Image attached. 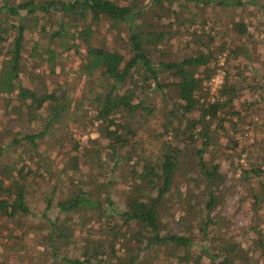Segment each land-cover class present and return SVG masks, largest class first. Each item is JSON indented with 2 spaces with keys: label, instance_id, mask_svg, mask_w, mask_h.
<instances>
[{
  "label": "trees",
  "instance_id": "1",
  "mask_svg": "<svg viewBox=\"0 0 264 264\" xmlns=\"http://www.w3.org/2000/svg\"><path fill=\"white\" fill-rule=\"evenodd\" d=\"M154 1L157 7L163 8V0ZM175 2L177 8L172 9L170 15L182 24L180 14L191 13L193 8L198 14L210 3L218 4L220 8L244 5L241 0H167L170 7ZM146 7L136 0L127 3L115 0H0V96H7L2 112L6 118L23 124V129L7 130L9 141L0 147V175L7 180V183L0 180L3 193L0 214L14 225L21 224L25 228L24 223L31 214L29 189L33 178L40 176L32 172L26 160L34 161L39 154V142L50 144L60 128L61 138L70 143V147L57 141V150L69 158L66 168L73 174H68L71 189L65 198L54 199L56 185L44 193L43 209L34 224L40 230L42 258L47 264H140L144 259L150 264H263L251 257L256 252L264 255L262 232L256 234L253 245L242 248L240 243L226 239L218 220L210 216L216 195L222 196L219 184L226 177L225 170L221 169L223 158L235 156L238 159L240 180L249 190L253 202L264 201V183L252 181L253 177L264 174V166L255 162L246 166L239 163L247 147L236 139L235 134L241 132L244 121L241 112L232 105L237 96L234 78L243 79L239 71L232 73L228 69L231 51L237 52L238 46L230 48L220 42L213 50V35H204L207 39L202 40L196 30L191 32L186 28L201 47L175 60L163 61L159 46L168 35L161 29L164 25L160 22L162 15L149 14ZM141 17L145 21L139 27L136 22L143 19ZM39 18H50L55 27L48 32L47 45L41 48L34 43L28 54L32 59L36 58L38 65L44 64V60L47 62L44 70H48L56 89L43 86L40 77L36 82L31 81L30 87L22 84L24 72H27L26 66L22 65L26 33L31 26L38 27ZM102 19L109 20L116 31L121 23L128 24L124 51L97 39L92 28ZM67 26H71L70 31ZM40 27L44 29V25ZM229 28L238 37L249 35L243 19L233 20ZM55 40L65 50L74 48L75 52L85 45L86 51L79 55L80 63L75 73L87 78L81 93L90 90L91 96L86 100L74 97L71 83H60L54 78L60 57L52 46ZM69 41H72L70 45ZM225 50L223 83L217 97L207 99L209 87L203 81L213 77L218 56ZM94 81H99L97 91L93 87ZM151 91H158L161 100L170 104L160 123V148L152 155L143 150L130 163L131 157L122 149L129 147L136 136L138 120L154 113L155 106L147 104ZM75 109L85 111L82 119L88 124L99 122L97 128L106 139L100 149L105 151L106 158L101 157L99 149L91 152L90 163L94 164L97 176H91V172L88 180L74 177L84 162V150L66 131L71 121L80 119ZM11 114L15 118L10 117ZM76 125L86 128L83 122ZM219 138L223 140L220 142L221 155L214 161V140L219 142ZM241 145L242 149H239ZM9 150L17 153L18 158L3 162L1 155ZM124 162L127 170L123 173L118 204H115L109 193L113 175L110 174L107 181L99 178L105 174L101 172L104 167L114 172L113 169ZM187 167L195 173L189 179L202 186L203 191L198 196L191 187L181 189L177 176ZM45 170L50 174L47 167ZM101 199L108 206L105 207ZM53 207L57 211L51 216ZM175 210L187 213L188 219L181 216L176 221L179 228H185L184 232L170 229L168 225L165 227L162 221L165 216L173 218ZM75 211L90 212L78 230L68 224L69 216ZM61 214L65 218H60ZM91 219L96 220V227H87L86 221ZM211 224L218 226L211 229ZM95 228L99 233H93ZM80 231L85 237L78 247L79 254L68 256L62 247L75 244ZM194 251L199 253L197 259L192 256Z\"/></svg>",
  "mask_w": 264,
  "mask_h": 264
},
{
  "label": "rangeland",
  "instance_id": "2",
  "mask_svg": "<svg viewBox=\"0 0 264 264\" xmlns=\"http://www.w3.org/2000/svg\"><path fill=\"white\" fill-rule=\"evenodd\" d=\"M17 0H14V2ZM42 1V0H40ZM118 3H127L130 0H115ZM140 4H146V11L149 14L158 13L162 15L161 21L164 25L161 29L166 30L168 39L164 44L160 45L161 59L163 61L175 60L177 57L189 53L190 51L198 50L201 45L197 43L194 39V35L191 34L192 31L196 30L197 33L204 39V35H213L214 49L220 42H224L228 47L233 48L238 46V51H231L230 61L228 66L232 73L239 71L242 76V81L235 77V86L237 88V96L232 105L234 109L241 112L244 125L242 126L241 132L234 133L236 139L243 145L247 147V150L243 152L239 163L246 166L249 162L258 163L264 166V0H241L244 5L227 6L220 8L218 4L210 3L203 12L195 13L193 8L192 12L184 11L180 14V20L184 21V24L180 23L175 17L170 15L172 9L177 8L176 2L170 7L167 4V0L161 1L162 7H157L154 0H136ZM191 5V4H190ZM213 5L215 7H213ZM166 9V10H165ZM143 18V17H141ZM188 20H185L187 19ZM243 19L247 23L249 35H244L238 37L229 27L233 20ZM145 19H138L136 24L139 27L142 25ZM109 20L102 19L97 25L93 26V30L96 31L95 36L97 39L107 46L125 50L124 40L128 35V24L121 23L118 25L120 28L116 31L115 28H111ZM192 24V25H189ZM40 25H44V29H41ZM83 25L80 23V27ZM55 25L51 22L50 18H39L38 27L31 26V28L26 33V41L23 47V60L22 65L26 66L24 72V79L22 84L26 87L31 86V81L37 80L40 77L42 85L48 87V89H56L55 83H52L50 74L45 72L44 68L47 62L44 60V64L37 63L36 58L32 59L29 56L30 47L34 43H38L41 48L47 45L48 32L54 28ZM71 26H67L68 31H70ZM97 27V28H96ZM187 30L191 31L186 32ZM79 40H75L78 42ZM55 40L52 46L56 48L59 52L57 65L55 69L54 78L63 83L67 81L71 83L74 88V97L77 96L81 100H86L91 96V92L88 89L86 94H81L87 85V78L82 75L78 76L77 72L78 65L80 63L79 55H83L86 51L85 45H81L78 52H75L74 48L70 50H65L60 46V42ZM72 41H69V45ZM39 48V49H41ZM227 50L219 54L218 62L214 66L215 74L209 81H203L205 86L209 87V93L207 99H214L217 97V92L219 87L223 83L224 67H225V55ZM211 66L212 62L210 63ZM63 68L64 70H60ZM40 75V76H39ZM97 79V78H95ZM165 81V79H162ZM99 81L93 82L94 90H99ZM104 86L105 82H101ZM174 94V91H170ZM147 104L155 106L153 114L146 115L138 120V129L136 136L131 140L130 146L122 149L123 153L129 154L131 157L130 163H132L139 152L145 151L146 154L152 155L157 152L160 148V138L158 132L160 130V123L162 117L167 115L170 109V104L168 102H163L160 98V93L152 92L150 94ZM7 103V96L5 94L0 96V147L5 145L10 138V132L7 130H17L23 126L22 121L8 119L3 115L2 107ZM77 116L80 118L77 121H71L69 124L68 131L73 139L77 140L80 145V149H83L84 162L82 163L81 170L75 174V179H90L91 176H97L95 173L94 164L90 163V155L94 149H99L97 151L101 152V157L106 158L104 150H100L101 146L106 143V139L103 137L99 129L97 128L99 122L94 121L93 125L87 123L86 120L82 119L84 110L78 109ZM84 111V112H83ZM12 118H15L12 114ZM83 122L86 128H80L76 124ZM251 123V124H249ZM83 127V126H82ZM23 129V127H22ZM32 129V127H31ZM60 128H57L55 135V140H51L49 143L39 142L38 152L39 154L35 157V160H26L27 165L32 169V172L36 176L33 178V182L29 189V199L28 203L31 208V214L28 215L25 224L14 225L13 223L6 220L0 214V264H47L43 256V248L40 242V230L35 227L37 222L38 213L43 209V195L51 190L53 185H56V192L54 199L58 197L65 198L67 191H70V179L68 174H73L72 171L67 169V158L66 156L57 150L59 144L57 141L64 142L66 146L70 147V143L65 142L62 139V134L60 133ZM93 139L95 141H93ZM220 139V140H219ZM219 142L214 140V145L216 153L214 154V161L218 160V155H221L220 142L222 138H219ZM54 141V142H53ZM57 142V144H56ZM100 145V146H97ZM242 145L239 149H242ZM133 149L131 152L130 149ZM218 150V151H217ZM44 153V154H40ZM205 157H211V155H205ZM13 158H18L17 153H12L10 150L1 155V160L3 162H12ZM69 159V158H68ZM86 160V162H85ZM237 158L233 156L232 158H223L221 160V169L225 170V180L219 184V189L222 193L216 195V203L210 212V216L218 222L221 226L222 232L226 239H232L234 242L240 243L241 247L248 248L253 245V240L257 239L256 234L260 231L264 235V201L260 204L254 203L248 189H245V184L240 180V166L236 165ZM39 161V162H38ZM13 164V163H12ZM111 165V162H109ZM229 165V166H228ZM18 166V164H16ZM50 174H47V170ZM127 168L125 162L121 163L113 169L114 172L109 167H104L101 169L102 173H105L99 179L101 181H107L111 178V183L109 185L110 198L118 204L120 198L121 181L124 180L123 173L126 172ZM108 171V172H106ZM111 172V173H110ZM111 174V175H110ZM190 176H195L193 170L189 167L185 169V172H181L179 176V183H181V189L184 191L186 187H191L193 193L198 196L203 191L200 183L194 184L193 181L189 179ZM3 179L5 183L7 180L0 175V180ZM252 181H259L264 183V174L258 177H253ZM84 188V186H83ZM92 189V187H91ZM3 193L0 190V198ZM92 196H95V194ZM103 199H101L102 201ZM103 205L106 207L108 204L102 201ZM117 206V205H116ZM108 208V207H107ZM57 209L53 207L50 210V215L54 216ZM172 211V210H171ZM89 211H75L69 216V226L74 227L76 230L81 229V222L85 221ZM96 214H94L95 216ZM187 217V213L181 210H175L173 218L165 216L162 221L165 227L168 225L170 229H180L182 232L185 228H179L176 221L180 217ZM60 218H65L64 215H60ZM185 219V218H184ZM87 222V227H96V220H90ZM33 225V226H32ZM27 226L32 228L26 229ZM216 226H218L216 224ZM216 226L211 224V229H216ZM77 227V228H76ZM83 231V230H82ZM80 231V234L75 238L77 242L69 247L63 246L62 250L68 252V256H77L79 254L80 245L85 237V233ZM94 234L98 231L92 229ZM179 231V230H178ZM99 233V232H98ZM220 255V251L217 252ZM197 251L192 252V256L197 259L199 256ZM251 255V254H250ZM249 257V256H248ZM252 258L257 259L259 263L264 264V255L256 252L252 253ZM204 259V263H205ZM104 263V262H103ZM56 264V263H53ZM140 264H150V261L144 259ZM166 264V263H164ZM173 264V263H172Z\"/></svg>",
  "mask_w": 264,
  "mask_h": 264
}]
</instances>
